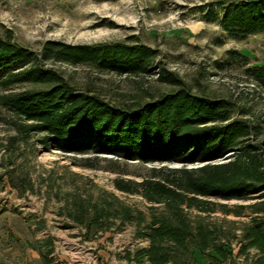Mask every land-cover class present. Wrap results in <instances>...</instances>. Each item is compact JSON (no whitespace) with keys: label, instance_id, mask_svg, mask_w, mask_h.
Wrapping results in <instances>:
<instances>
[{"label":"rangeland","instance_id":"obj_1","mask_svg":"<svg viewBox=\"0 0 264 264\" xmlns=\"http://www.w3.org/2000/svg\"><path fill=\"white\" fill-rule=\"evenodd\" d=\"M216 1L0 0V37L36 53L50 40L149 47L155 52L149 70L134 75L53 59L43 64L74 88L99 94L114 105L146 100L171 89L158 80V71L163 69L178 76L192 92L231 102L234 116L257 124L256 141L264 140V87L247 71L264 64V32L229 37L211 19L213 12L220 15L214 11ZM31 86L15 84L9 90L0 89V95ZM13 122L20 121L0 105V264H134L125 259V253L146 246L147 240L135 236L133 223L116 218L110 224L87 228L69 212H76L77 203L100 204L105 198L117 209L127 206L147 215L149 202L115 188V178L138 181L151 175L152 168L202 164L144 163L100 154L90 155L95 167H87L82 164L88 155L47 148L39 141L41 133L26 135ZM255 136L249 139L255 141ZM260 199L264 191L249 200L209 198L230 208ZM188 213L199 214L195 209ZM200 214L205 222L220 228L231 255L211 257L191 246L176 264H248L246 257L236 254L235 236L241 222L249 219V211L243 209L240 216L220 209Z\"/></svg>","mask_w":264,"mask_h":264},{"label":"trees","instance_id":"obj_2","mask_svg":"<svg viewBox=\"0 0 264 264\" xmlns=\"http://www.w3.org/2000/svg\"><path fill=\"white\" fill-rule=\"evenodd\" d=\"M214 6L220 15L213 12L211 19L229 37L264 32V0H218ZM154 56L152 49L141 45L51 40L36 53L0 37V89L32 85L0 95V105L20 121L13 122L19 131L41 133L39 141L45 147L88 155L82 164L87 167H95L90 155L100 154L144 163H202L190 168H152L151 175L138 181L115 178V188L149 202L147 215L127 206L117 209L105 198L100 204L77 203L76 212H69L87 228L110 224L116 218L133 223L135 236L145 238L147 245L126 252L129 263L176 264L191 246L201 254L226 259L232 251L222 241V231L205 222L200 213L220 209L240 216L247 209L249 219L241 222L235 236L236 254L246 257L248 264H264V199L232 208L209 200H249L264 191V140L256 141L257 124L235 117L228 100L192 92L178 76L163 69L158 71V80L171 89L146 100L114 105L99 94L74 88L43 64L53 59L134 75L148 71ZM247 71L264 87V64ZM189 209L199 214L192 217Z\"/></svg>","mask_w":264,"mask_h":264},{"label":"built area","instance_id":"obj_3","mask_svg":"<svg viewBox=\"0 0 264 264\" xmlns=\"http://www.w3.org/2000/svg\"><path fill=\"white\" fill-rule=\"evenodd\" d=\"M168 264V263H167Z\"/></svg>","mask_w":264,"mask_h":264}]
</instances>
